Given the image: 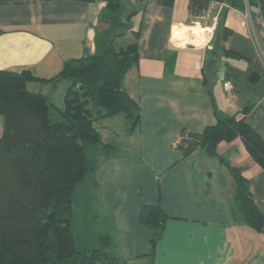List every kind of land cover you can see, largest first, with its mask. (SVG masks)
<instances>
[{
	"label": "crops",
	"instance_id": "1",
	"mask_svg": "<svg viewBox=\"0 0 264 264\" xmlns=\"http://www.w3.org/2000/svg\"><path fill=\"white\" fill-rule=\"evenodd\" d=\"M128 3L135 14L122 33H139V61L123 87L141 119L134 130L122 113L98 124L102 142L115 149L87 151L96 163L87 178L96 204L88 195L85 207L98 229L84 247L109 235L112 255L124 264H264V228L257 232L240 217L236 182L220 157L248 180L263 213L264 168L241 139L220 143V157L203 147L183 157L176 147L184 132L202 133L247 108V124L264 139V39L228 2L212 3L199 18L189 14V0ZM113 14L109 0H0V70L52 78L66 61L91 57L118 35ZM70 84L28 88L62 108ZM145 205L168 215L154 254L152 230L139 217Z\"/></svg>",
	"mask_w": 264,
	"mask_h": 264
},
{
	"label": "trees",
	"instance_id": "2",
	"mask_svg": "<svg viewBox=\"0 0 264 264\" xmlns=\"http://www.w3.org/2000/svg\"><path fill=\"white\" fill-rule=\"evenodd\" d=\"M226 2L240 11L247 7L246 0H189V14L199 18L212 3ZM248 2L252 13L258 14L257 1ZM159 3L172 7L174 0ZM123 4V0H109V9L119 13ZM134 14L128 12L126 22L114 20L112 30L128 26ZM132 36L126 46L116 36L95 55L66 61L52 78L36 76L29 69L0 70V264H124L112 255L109 235H102L96 248L79 250L72 213L76 190L96 168L88 149L99 148L105 154L115 149L102 142L98 124L123 113L133 120L131 130L139 125L140 107L123 87L126 75L139 61V33ZM61 80L71 83L62 110L49 96L28 88L29 82L55 85ZM52 109L60 111L57 122L52 120ZM247 111L219 119L202 133L184 132L176 147L183 157L199 147L210 156H219L220 143L241 139L251 158L264 168V139L247 124ZM220 159L235 179L240 217L261 232L264 213L252 198L248 180ZM233 216L239 218L235 212ZM139 217L152 230L154 254L168 215L161 205H145Z\"/></svg>",
	"mask_w": 264,
	"mask_h": 264
},
{
	"label": "rangeland",
	"instance_id": "3",
	"mask_svg": "<svg viewBox=\"0 0 264 264\" xmlns=\"http://www.w3.org/2000/svg\"><path fill=\"white\" fill-rule=\"evenodd\" d=\"M126 1L131 4H135L134 2H131L132 0H126ZM123 3H124V0H123ZM123 5H126V4H123ZM126 12H128V10L125 7H123V10H121L119 13L113 14L112 16L113 20H121L123 22H126L127 16H128V13ZM191 26H195V24H191ZM123 30L124 28L120 30L119 29L115 30V32L118 34V35L115 34V37L118 36L120 44L123 46H126L127 44L133 41V36L129 34L127 36L125 35L120 36ZM259 35L262 36L260 33ZM58 108L61 110L64 109V107L60 108L59 106ZM60 119H61L60 111L57 109L53 110L52 120L57 122ZM2 124H3L2 118H0V136L2 135V130H3ZM91 149L92 148H89V152ZM89 188L90 186H89V182L87 179L83 183H81L79 188L76 190L74 202H73L72 229L75 235V244L79 250H83V251L87 249V247H84V246L88 238V234L90 235L91 241H93V238L96 234V230L98 229V225L96 224V219L92 216L91 213H89L90 209L86 210V207H85L86 206L85 199L87 198L88 195H89L88 201H90L91 204H93L94 206L96 204L94 199L90 200Z\"/></svg>",
	"mask_w": 264,
	"mask_h": 264
},
{
	"label": "built area",
	"instance_id": "4",
	"mask_svg": "<svg viewBox=\"0 0 264 264\" xmlns=\"http://www.w3.org/2000/svg\"><path fill=\"white\" fill-rule=\"evenodd\" d=\"M246 1H247V7L245 10V21L252 28L254 37L257 38V36L260 33L262 35V38L264 39V15L261 14L262 8L264 9L262 0H256L258 6L257 7L258 14L252 13L249 2L248 0Z\"/></svg>",
	"mask_w": 264,
	"mask_h": 264
},
{
	"label": "water",
	"instance_id": "5",
	"mask_svg": "<svg viewBox=\"0 0 264 264\" xmlns=\"http://www.w3.org/2000/svg\"><path fill=\"white\" fill-rule=\"evenodd\" d=\"M262 4H263V6H264V0H262Z\"/></svg>",
	"mask_w": 264,
	"mask_h": 264
}]
</instances>
